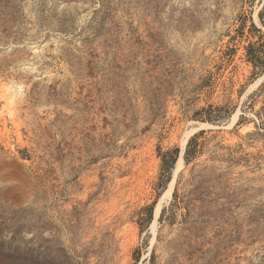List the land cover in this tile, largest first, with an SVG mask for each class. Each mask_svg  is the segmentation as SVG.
Returning <instances> with one entry per match:
<instances>
[{
	"label": "rangeland",
	"instance_id": "obj_1",
	"mask_svg": "<svg viewBox=\"0 0 264 264\" xmlns=\"http://www.w3.org/2000/svg\"><path fill=\"white\" fill-rule=\"evenodd\" d=\"M263 6L0 0V264H264Z\"/></svg>",
	"mask_w": 264,
	"mask_h": 264
},
{
	"label": "trees",
	"instance_id": "obj_2",
	"mask_svg": "<svg viewBox=\"0 0 264 264\" xmlns=\"http://www.w3.org/2000/svg\"><path fill=\"white\" fill-rule=\"evenodd\" d=\"M263 11H264V6L261 8V10L258 12V17H259V21L262 25H264V16H263ZM248 61H250L253 65V68H257L258 66H260L261 70L263 71V66L261 65L260 62H262L261 60H264V49H259V50H254L251 51V47L248 49ZM216 111H219V108H215V109H210L208 111V115L207 117H200L202 120H207V121H211V116L210 114H214ZM197 134L192 135L186 146H185V150H184V161L188 162L189 159H191L195 152H196V146H197ZM159 156L161 158V175H167L170 173L171 168L173 167L177 157H178V149L174 148L172 150H168L166 152L163 153H159ZM174 196H176V192H174ZM146 209V213L148 214V220H150V216H151V212H152V205L148 206L145 208ZM163 211L161 212V215L163 214ZM160 215V217H161Z\"/></svg>",
	"mask_w": 264,
	"mask_h": 264
},
{
	"label": "bare ground",
	"instance_id": "obj_3",
	"mask_svg": "<svg viewBox=\"0 0 264 264\" xmlns=\"http://www.w3.org/2000/svg\"><path fill=\"white\" fill-rule=\"evenodd\" d=\"M255 19L257 20V17H255ZM263 29H264V27H263ZM259 79H260V78H259ZM235 117H236V114L233 116L232 120H234ZM199 124H200V125H204L205 123H199ZM206 124H207V123H206ZM186 133H187L186 135H188V134L191 133V132H186ZM185 141H186V138L183 139V144L185 143ZM181 153H182V151H181ZM181 161H182V158H181V154H180V155H179V158H178V163H177L178 166L181 164ZM172 183H173V180L171 181L170 186H171ZM168 193H169V190H166V192H165V196H167ZM165 196H162V197L159 199V201L157 202L156 206H155V209H154V212H153V222H152V224H151V227H152V228L155 226L156 218H157L158 215H159L160 205H161L162 201L164 200V197H165Z\"/></svg>",
	"mask_w": 264,
	"mask_h": 264
}]
</instances>
